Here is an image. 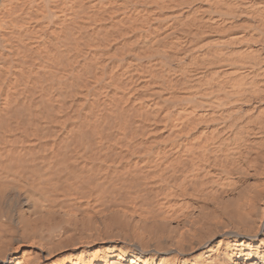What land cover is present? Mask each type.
Returning a JSON list of instances; mask_svg holds the SVG:
<instances>
[{
	"label": "bare ground",
	"instance_id": "bare-ground-1",
	"mask_svg": "<svg viewBox=\"0 0 264 264\" xmlns=\"http://www.w3.org/2000/svg\"><path fill=\"white\" fill-rule=\"evenodd\" d=\"M0 264H264V0H0Z\"/></svg>",
	"mask_w": 264,
	"mask_h": 264
}]
</instances>
